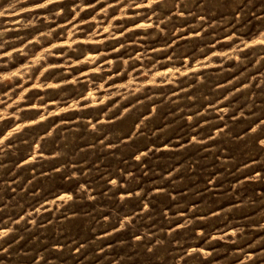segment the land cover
Returning <instances> with one entry per match:
<instances>
[{"label": "rangeland", "instance_id": "obj_1", "mask_svg": "<svg viewBox=\"0 0 264 264\" xmlns=\"http://www.w3.org/2000/svg\"><path fill=\"white\" fill-rule=\"evenodd\" d=\"M262 5L0 0V264H264Z\"/></svg>", "mask_w": 264, "mask_h": 264}, {"label": "snow or ice", "instance_id": "obj_2", "mask_svg": "<svg viewBox=\"0 0 264 264\" xmlns=\"http://www.w3.org/2000/svg\"><path fill=\"white\" fill-rule=\"evenodd\" d=\"M262 6H264V5H262ZM261 43H264V41H261ZM253 131H256V130L253 129ZM260 135H261V136H264V128H261V129H260ZM260 143H261V144H264V139H261V140H260ZM112 183H113V184H116L117 182H116V181H113ZM132 195H134V193L129 192V191H125L123 198L126 199L127 197H131ZM136 195H138V194H136ZM147 207H148V205H144V208H147ZM126 219H129V221H130V218H128V217H126ZM130 222H131V221H130ZM5 235H7V233H5ZM136 239L139 240L140 237L137 236ZM4 251H7V250L5 249ZM77 251H79V249H77ZM148 252H152V249H148Z\"/></svg>", "mask_w": 264, "mask_h": 264}]
</instances>
